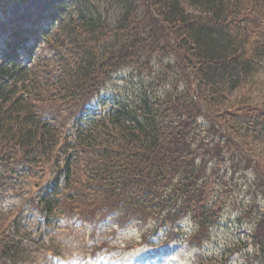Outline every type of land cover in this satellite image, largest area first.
I'll return each mask as SVG.
<instances>
[{"label": "trees", "instance_id": "1", "mask_svg": "<svg viewBox=\"0 0 264 264\" xmlns=\"http://www.w3.org/2000/svg\"><path fill=\"white\" fill-rule=\"evenodd\" d=\"M3 12L0 189L45 182L26 197L44 221L34 230L22 211L0 215V264H32L42 232L72 218L92 234L137 224L146 243L164 234L200 246L226 205V161L229 179L254 171L241 189L264 201V106L243 93L264 60V0H59L27 17ZM124 69L126 98L92 107ZM239 212L252 229L244 260L264 264V209ZM184 218L192 242L171 236Z\"/></svg>", "mask_w": 264, "mask_h": 264}, {"label": "rangeland", "instance_id": "2", "mask_svg": "<svg viewBox=\"0 0 264 264\" xmlns=\"http://www.w3.org/2000/svg\"><path fill=\"white\" fill-rule=\"evenodd\" d=\"M54 1L59 0H28L22 8L15 3H10L4 8L6 14L1 15L5 20L16 16L18 12L21 16L27 17L34 11L47 9L49 4ZM4 9L1 8L0 12L4 13ZM155 58H157L156 63L159 61V63L166 64L168 61L170 62L171 57ZM171 61L173 62V60ZM157 64L154 65L155 73L159 70ZM130 76L132 75L128 69L112 76L100 94L91 101L92 107H96L97 110L101 111L106 106L102 105L101 102H106L109 97L120 96L126 98L131 90L129 85ZM150 76L154 77L153 74ZM254 80L253 89L244 90L243 93L250 95L248 102L251 106L256 104L264 106V60L257 69ZM200 121L204 122L202 118ZM257 151L263 159L264 141L260 142ZM229 165V161H226L224 165L220 166V176L225 175L221 177L223 181L219 182L223 193L222 204L226 203L225 209L219 222L210 230L209 237L206 238L207 241L201 244L200 250L175 242L164 246L162 239L155 240L154 247L146 245L136 247L140 241L141 230L144 231L145 227L140 226L139 231L135 227L121 230L115 236H112L111 230L91 234L86 225L79 223L77 218H72V220L64 219L57 226L42 232L43 246H40L35 252L32 249L34 252L32 254V257H34L32 264H225V261H228L226 264H244L242 255H244L243 248L246 245L245 238L249 236L252 229L248 227L247 223L249 222L247 220L244 223L239 219V208L241 206H251L254 209L259 207L262 210L264 209V201L260 196H246L245 191L241 189L244 188L243 185L246 189V184L253 182L255 179L254 171L246 170L239 173L237 177L241 174V179H237V177L236 179H229L228 173H222V171L228 169ZM259 169L263 171L264 160L260 162ZM40 180L38 176L31 179L24 189L23 187L15 190L0 189V215L3 216L6 223L15 217L18 214L16 212L19 211H22L20 215L24 221H28L27 227L31 230H34L39 223L44 222L39 217L38 212L32 211L31 206L27 205L26 202V197L33 196V193L44 184L45 180L42 182ZM25 192H29V194L23 195ZM231 202L234 204H231ZM178 230V234H172L171 236L178 237L181 233L183 235L190 234V242L197 236L196 232L193 234L194 227L192 223L185 219L180 223V226L178 225ZM32 237L36 239L38 235L32 234ZM161 237L163 238V235ZM101 241H103L105 247L99 250ZM127 247L133 249L126 250ZM228 251H238L241 255L228 256ZM88 253L96 254V256L103 255V257L91 262L86 260L89 258H86ZM82 260L86 262L84 263ZM248 261L246 264H249Z\"/></svg>", "mask_w": 264, "mask_h": 264}, {"label": "bare ground", "instance_id": "3", "mask_svg": "<svg viewBox=\"0 0 264 264\" xmlns=\"http://www.w3.org/2000/svg\"><path fill=\"white\" fill-rule=\"evenodd\" d=\"M160 74V73H159ZM88 106V105H87ZM61 114V113H60ZM68 115V114H67Z\"/></svg>", "mask_w": 264, "mask_h": 264}]
</instances>
